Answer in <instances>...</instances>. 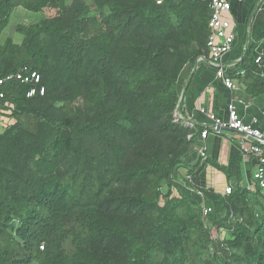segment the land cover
Segmentation results:
<instances>
[{
	"label": "trees",
	"instance_id": "trees-1",
	"mask_svg": "<svg viewBox=\"0 0 264 264\" xmlns=\"http://www.w3.org/2000/svg\"><path fill=\"white\" fill-rule=\"evenodd\" d=\"M90 1L0 0V80L28 67L46 87L0 88V264H264L258 186L176 183L196 132L179 83L209 57L212 0ZM236 59L230 77L264 96V33Z\"/></svg>",
	"mask_w": 264,
	"mask_h": 264
},
{
	"label": "crops",
	"instance_id": "crops-1",
	"mask_svg": "<svg viewBox=\"0 0 264 264\" xmlns=\"http://www.w3.org/2000/svg\"><path fill=\"white\" fill-rule=\"evenodd\" d=\"M17 10L20 11V19L30 20L34 17L32 13L23 8H18L15 12ZM228 18L236 40L232 51L226 56L225 63L234 64L239 61L236 58L245 46L255 44L264 33V0L235 2ZM16 24L14 20L12 25ZM14 39L17 44L22 41V37L17 34ZM262 44H259L258 48ZM232 80L237 85L235 91H229L223 81L217 78L216 70L210 64L209 59L197 62L194 66L188 65L181 74L178 116L194 126L196 139L185 157L186 165L179 169L176 183L184 191L199 197H202L200 190L222 194L227 186L236 189L237 187L248 188L252 185L253 189L256 188L253 175L257 162L255 158L243 154L241 134L225 131L220 136L211 134L206 140L200 139L197 135L200 129L211 124L210 119L201 113V109H205L207 113L219 119H227L228 107L231 104L235 106L238 114L247 124L257 119L255 127L264 131V96L252 98L246 94L239 81ZM203 147L206 148L208 154V160L204 163L199 158ZM196 165L202 168L201 171L195 175H189ZM185 179L188 180L189 185L185 184Z\"/></svg>",
	"mask_w": 264,
	"mask_h": 264
},
{
	"label": "built area",
	"instance_id": "built-area-1",
	"mask_svg": "<svg viewBox=\"0 0 264 264\" xmlns=\"http://www.w3.org/2000/svg\"><path fill=\"white\" fill-rule=\"evenodd\" d=\"M167 0H156L158 5H162ZM244 0H212L209 8L211 16L208 24L209 36L207 39V48L209 51V61L212 67L216 70V76L223 81L224 86L229 91H235L237 85L234 83L230 74L233 72L236 63H225L226 56L232 51L236 35L231 31V21L228 16L231 14L233 4L236 2L242 3ZM262 58V53L259 52L256 57V63L259 64ZM207 59L199 58L198 62H204ZM10 82H18L29 87L26 97L32 99L34 97H44L46 87L42 84V79L37 71H33L28 67H23L16 73L11 74L0 80V88ZM5 94L0 91V116L3 113L4 107L8 106L5 102ZM201 113L205 114L211 121L206 127L199 130L197 135L202 140H206L211 134L220 136L225 131H234L243 136L242 146L243 154L248 157L255 158L257 165L253 175V179L262 193L264 194V131L255 127L257 119H253L250 124H247L238 114L237 109L233 104L228 107L227 119H219L212 114L207 113L205 109H201ZM176 119H181L177 114ZM183 121V120H181ZM183 123L191 128L194 126L183 121ZM189 141H195L196 134H191L188 137ZM199 158L202 163L208 160V154L205 147L200 150ZM254 186H249L250 191ZM234 192L232 186H227L222 195L230 196ZM212 213V208L204 207V216L208 217ZM224 236V234H223ZM222 237V236H220ZM222 239V238H221Z\"/></svg>",
	"mask_w": 264,
	"mask_h": 264
},
{
	"label": "rangeland",
	"instance_id": "rangeland-1",
	"mask_svg": "<svg viewBox=\"0 0 264 264\" xmlns=\"http://www.w3.org/2000/svg\"><path fill=\"white\" fill-rule=\"evenodd\" d=\"M72 1L73 0H69V3H72ZM89 4L91 3V1L90 0H86ZM22 12V11H21ZM19 13H20V11L19 10H17L15 13H14V15H13V17H12V22L14 21V20H16V22H17V24L18 23H22V25H24L25 23H26V21H28V19L27 18H23V19H20L21 17H20V15H19ZM30 21V20H29ZM16 36V30H15V32H14V34H13V37H15ZM1 129H2V127H1Z\"/></svg>",
	"mask_w": 264,
	"mask_h": 264
},
{
	"label": "water",
	"instance_id": "water-1",
	"mask_svg": "<svg viewBox=\"0 0 264 264\" xmlns=\"http://www.w3.org/2000/svg\"><path fill=\"white\" fill-rule=\"evenodd\" d=\"M32 21H34V19H33ZM29 22H30L29 20H28V21H26V23H25L24 25H27ZM16 28H17V26H16V25H14V26L12 27V29H11V35H13V34H14V32H15ZM246 48H247V46H245V49H246ZM178 113H179V108L176 110V114H177V115H178Z\"/></svg>",
	"mask_w": 264,
	"mask_h": 264
}]
</instances>
